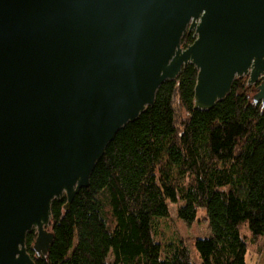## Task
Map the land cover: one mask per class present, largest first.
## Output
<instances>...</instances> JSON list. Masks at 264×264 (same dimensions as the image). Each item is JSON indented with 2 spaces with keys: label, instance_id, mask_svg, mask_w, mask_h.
I'll return each instance as SVG.
<instances>
[{
  "label": "water",
  "instance_id": "95a60500",
  "mask_svg": "<svg viewBox=\"0 0 264 264\" xmlns=\"http://www.w3.org/2000/svg\"><path fill=\"white\" fill-rule=\"evenodd\" d=\"M189 63L194 109L245 75L264 107V0H0V264H35L32 230L47 256L53 200L69 210L117 131Z\"/></svg>",
  "mask_w": 264,
  "mask_h": 264
},
{
  "label": "trees",
  "instance_id": "16d2710c",
  "mask_svg": "<svg viewBox=\"0 0 264 264\" xmlns=\"http://www.w3.org/2000/svg\"><path fill=\"white\" fill-rule=\"evenodd\" d=\"M188 31L187 46L195 39ZM197 69L188 64L158 88L154 103L117 131L97 161L88 187L64 210L51 205L53 243L35 264H245L264 250V107L243 76L211 109H194ZM206 235L162 241L156 220L171 216ZM246 225L249 234H242ZM254 248V249H252ZM264 264V260H263Z\"/></svg>",
  "mask_w": 264,
  "mask_h": 264
},
{
  "label": "rangeland",
  "instance_id": "374dc122",
  "mask_svg": "<svg viewBox=\"0 0 264 264\" xmlns=\"http://www.w3.org/2000/svg\"><path fill=\"white\" fill-rule=\"evenodd\" d=\"M243 77L245 79H248V75H245ZM259 82L260 81H258L254 85L256 86ZM256 92H257V88L255 87V89L250 92L251 98H253ZM203 213H204L203 210H199V215L201 216L199 221L188 227L177 218L175 207L171 206V216L167 218H159L156 220V225H157L156 228L158 233L156 237L162 241H168L170 239L187 240L186 245L191 254L192 259L196 262H199L194 241L196 238L203 237L206 235V230H207L206 224L202 220ZM241 231L242 234H246V235L249 234V230L246 227V225L242 227ZM263 259H264V251L261 254L249 252L246 256L245 264H261Z\"/></svg>",
  "mask_w": 264,
  "mask_h": 264
},
{
  "label": "crops",
  "instance_id": "0c3cea01",
  "mask_svg": "<svg viewBox=\"0 0 264 264\" xmlns=\"http://www.w3.org/2000/svg\"><path fill=\"white\" fill-rule=\"evenodd\" d=\"M264 260V259H263ZM261 264H263V261L261 262Z\"/></svg>",
  "mask_w": 264,
  "mask_h": 264
}]
</instances>
